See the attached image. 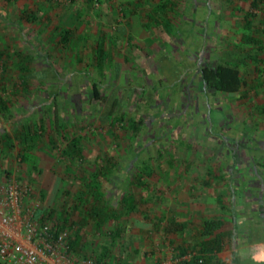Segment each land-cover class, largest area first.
Here are the masks:
<instances>
[{
  "label": "rangeland",
  "instance_id": "rangeland-1",
  "mask_svg": "<svg viewBox=\"0 0 264 264\" xmlns=\"http://www.w3.org/2000/svg\"><path fill=\"white\" fill-rule=\"evenodd\" d=\"M125 1L102 0L88 8L85 0H0V49L8 67L4 82L20 84L18 52L32 56L30 66L40 70V77L54 69L59 73L43 80L33 77L29 92L18 88L14 94L9 86L13 116L6 118L0 112V131L12 132L28 117L34 125L44 117L48 127L31 150L37 166L23 163L17 146L0 161V185L15 178L30 186L32 200L38 203L37 216L67 226L77 257L94 258L110 242L109 231L123 224V243L108 256L110 264L115 258L125 261L132 256L142 264V253L158 257L159 264H178L180 247L195 242L204 217L195 215L189 205L192 193L205 185L196 177L220 161L226 164L237 157L244 137L239 117L255 110L264 94V73L259 86L249 88L246 96L207 88L200 76L201 66L218 59L229 42L241 38L242 17L251 3L174 0L176 8L167 17L157 11L162 22L147 24L155 14L131 13ZM147 1L145 8L158 2ZM25 10L45 15L30 22L23 15ZM77 11L80 14L75 16ZM261 16L259 12L254 19L257 26ZM74 24L79 40L68 46L54 44L55 27ZM102 36H107L111 52L104 71L94 65V45ZM242 72L254 83L258 74L252 60ZM110 96L123 108L117 118L102 116ZM50 105L53 113L57 110L64 116L57 131L49 126ZM211 110L216 124L223 113L227 121L212 127L207 118ZM134 120L138 129L132 126ZM73 139L83 146L82 160L62 153ZM108 158L115 168L100 179L110 203L121 208L120 198L130 191L138 209L96 231L90 214L92 197L82 200L78 194L91 172ZM236 179H231L232 186L237 185ZM218 185L214 183L210 191L216 195L220 190L227 196L226 185ZM215 214L214 209L209 211V216ZM184 221L185 227L177 224Z\"/></svg>",
  "mask_w": 264,
  "mask_h": 264
},
{
  "label": "trees",
  "instance_id": "trees-1",
  "mask_svg": "<svg viewBox=\"0 0 264 264\" xmlns=\"http://www.w3.org/2000/svg\"><path fill=\"white\" fill-rule=\"evenodd\" d=\"M171 1H173L172 3L174 4L169 3ZM175 1L165 0L156 5L153 13H148L149 16L155 14V17L151 20L149 19L147 24H149V22H153L154 24L162 22L164 19L161 20L156 17L157 11L164 13L165 17H167L168 11L176 8ZM85 2L88 8L95 7L96 0H85ZM250 3L251 9L246 10L242 17L243 32L241 38L237 42H229V45L224 49L218 59L207 62L200 67V76L207 88L223 93L241 92L245 96L249 88H256L261 83L260 77L264 73V0H250ZM259 12H262L260 18L261 26H257L254 23V19L259 15ZM37 14V12L32 10L23 11V15L30 22L37 20L41 15H45L44 11L41 12L40 15ZM75 16H78V11ZM55 28H57L58 33L56 39H54L56 40L54 44L68 46L73 43L75 44L79 40L80 35L78 34L77 37L75 36L78 30L76 24L69 26H56ZM107 39V36H102L94 45V65L99 70L102 69V71H104V68L111 57V52L107 46ZM5 55L4 50L0 49V112L6 118H10L13 116L11 105V97L13 94L7 95L9 86H11V90L13 89L12 91L14 94L17 93L18 88L19 92H29L30 81L33 77L41 78L40 80H43L45 77H50V75L57 77L59 73L54 69V73H47V75H41L43 77H40V70H34L30 66L32 56L26 57V55L23 56L22 52H18L17 55L20 56L21 61L19 65L20 84L13 80L12 85H9V83L7 84L4 82L8 72V67L5 63ZM77 58L79 60L81 59L79 53ZM250 60L254 62L255 70L258 74L252 79V82L254 83H250L251 81L242 72V67L247 65ZM244 87L246 88L244 89ZM113 95L114 92L112 96ZM112 96L108 98L109 104L103 112V118H112L113 116L117 118V112L123 109L119 106L121 102ZM50 107L48 109L45 108L44 112L47 109L49 114H54L51 119L49 118L50 115L45 112V114L48 115L49 126L57 131L59 127L62 126L61 121L64 119V116L57 110H54L53 113V109ZM6 112H8V114H6ZM29 119L30 117H28L25 122L22 121L23 123L19 122V124L13 128L12 132L7 131L6 129L0 131V161L19 146L20 150L18 151V154L21 161L27 163L29 168H35L37 166V156L32 154L31 150L38 146L41 141V136L47 130L48 125L44 117H42L41 122H36V125H34L33 122L30 123ZM132 126L134 129H138L135 120L133 121ZM50 140L52 145H55L53 136L50 137ZM62 153L71 156L72 159L76 160H82L84 157L83 146L77 139H73V141L62 150ZM113 168H115V164L112 163L111 159H106V163L100 165L99 168L91 172V175H89L85 181L84 189H81L78 194L82 200H88V197H92L93 202H91L90 214L94 218L93 228L96 231H101L103 226L111 220L118 221L122 219L124 215H128L138 209L137 199L130 191H126V193L120 198L119 204L122 205L121 208L110 203L111 199L106 196L100 178L103 176L107 177L108 173L111 172ZM225 222L226 220L222 216L206 217L202 219L198 228V235H194V237H196L195 242L192 245L187 244L186 247H180V261L178 264H223L222 261L217 263L215 254L225 248L223 236L225 234H223V231L221 230V228L225 226ZM177 224H180L181 227H185L187 222ZM55 225L60 229H68L64 223L56 222ZM124 229L125 226L119 224L109 231V233H111L110 242L102 248L101 252L95 254L94 259L96 261L101 264H110L108 262V256L112 253L113 248L118 246L119 242H121V244L123 243ZM70 246L73 251L74 241L71 237ZM186 255L187 257H183ZM233 263L236 262L233 260ZM114 264L131 263L120 258H115Z\"/></svg>",
  "mask_w": 264,
  "mask_h": 264
},
{
  "label": "crops",
  "instance_id": "crops-1",
  "mask_svg": "<svg viewBox=\"0 0 264 264\" xmlns=\"http://www.w3.org/2000/svg\"><path fill=\"white\" fill-rule=\"evenodd\" d=\"M98 1L102 0H96V3ZM157 1L154 7L146 8L143 4H147V0H126L125 2L131 7V13L135 11L140 13L143 10L145 12L142 15L145 16L152 8L165 0ZM79 14L80 12H78ZM121 28L124 29V33L125 27ZM242 96L244 95L242 94ZM255 106V110L244 111L239 117V130L244 134V137L240 143L243 145L238 149L237 157L232 158L231 163L224 164L223 161H220L216 164L217 167L201 172L196 179L203 181V185H205L200 188L201 190L198 188L196 194L192 193L193 198L189 201L195 215L204 216L202 219L222 216L226 220L225 226L221 228L225 234L223 235L225 248L215 254L217 263L222 261L223 264H264V94L260 96L258 104L256 103ZM211 111V115L209 114L207 118H209L212 127H217L219 122L223 123L224 119L227 121V116L223 113L224 115L221 114L220 121L216 124L217 116L214 120L213 110ZM242 133H240V137ZM240 140L239 142H241ZM234 176H237L236 186L231 185V179ZM214 183L223 188L226 185V188L229 189L228 195L223 196V192L220 190L216 195L210 191ZM208 197L210 199L205 200ZM211 209H214L216 214L209 216ZM201 221L199 222L201 223ZM145 226L147 227V225ZM142 242L144 243V241ZM249 252L251 255L248 254L250 257L247 258L245 254ZM141 259L142 264H159L156 263L158 257L152 258L145 253L141 254ZM233 260L236 263H233ZM125 261L137 264L140 260L137 262L132 256Z\"/></svg>",
  "mask_w": 264,
  "mask_h": 264
},
{
  "label": "built area",
  "instance_id": "built-area-1",
  "mask_svg": "<svg viewBox=\"0 0 264 264\" xmlns=\"http://www.w3.org/2000/svg\"><path fill=\"white\" fill-rule=\"evenodd\" d=\"M32 189L15 178L0 185V261L5 264H101L77 257L67 229L37 216ZM187 257V256H186Z\"/></svg>",
  "mask_w": 264,
  "mask_h": 264
}]
</instances>
